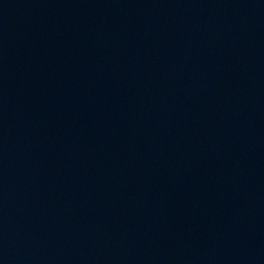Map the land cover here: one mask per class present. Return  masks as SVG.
<instances>
[{
	"label": "water",
	"instance_id": "95a60500",
	"mask_svg": "<svg viewBox=\"0 0 264 264\" xmlns=\"http://www.w3.org/2000/svg\"><path fill=\"white\" fill-rule=\"evenodd\" d=\"M0 264H264V0H0Z\"/></svg>",
	"mask_w": 264,
	"mask_h": 264
}]
</instances>
